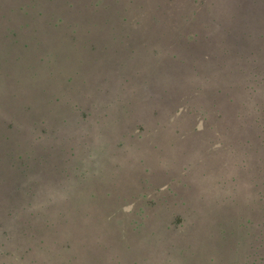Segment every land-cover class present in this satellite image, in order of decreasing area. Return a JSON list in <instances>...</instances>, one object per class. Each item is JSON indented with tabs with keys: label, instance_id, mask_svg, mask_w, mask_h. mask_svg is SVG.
<instances>
[{
	"label": "trees",
	"instance_id": "trees-1",
	"mask_svg": "<svg viewBox=\"0 0 264 264\" xmlns=\"http://www.w3.org/2000/svg\"><path fill=\"white\" fill-rule=\"evenodd\" d=\"M17 1L8 6L6 0H1L0 4V14L4 12L2 5L9 8L7 11L23 16L15 20L0 16V42L7 41L12 46L0 47V83L4 85L0 96L7 95L4 100L0 99V109L12 105L5 111L6 116L17 114L15 122L0 116V174H4V183L1 180L0 185V264H27L28 258L29 263H33L44 252L39 245L43 238H35L37 244L32 243L27 232V224L35 219L33 211L26 208L18 213L3 205L13 199L18 204L20 199H27L21 196L26 180L38 174L36 166L45 160L57 162L49 165L46 175L62 189L110 192L109 184L97 177L98 160L103 166L111 158L125 156L128 152L118 149V152H110L109 157L101 158L102 149L96 139L103 133L108 135L105 146L127 136L129 142L142 141L144 144L140 147L136 145L137 153L131 154L136 156L146 153L145 140L151 138L154 130L151 127L188 126L191 135L195 132L199 136V147L205 146L212 154H223L236 162L238 174L227 171L226 175L213 177L218 191L227 192L230 185L237 199L240 187L247 190L252 185L258 201L264 200L263 190L259 188V178H264V0H47L63 8L64 14L59 10L46 22L53 30L64 28L66 35L71 34L72 44L69 43L67 49L72 55L65 52L71 61L62 59L61 53H44L47 47L51 48L50 41L33 44L29 41L33 37L21 28L26 31L24 26L29 25L36 32L33 16L37 21L47 18V11L33 0ZM137 45L140 47L135 51ZM53 62L71 64L73 72L66 76L63 86L71 87L76 83L74 91L80 82L84 83L81 90L85 100H96L97 105L72 102V118L70 113H55L53 104L60 102V96L52 98V104L46 100L47 111L58 117L56 128L52 130L51 125L36 118L25 104L27 101L22 100L27 93L40 90L36 87V72H31L30 79L18 75L12 84L11 78L2 81L8 75L12 77L15 64L19 65L20 73L22 68L30 69L32 64L44 66ZM16 84L24 87L19 89ZM139 95L144 101L142 106L155 103L151 111L155 120L152 126L140 117L129 116L127 105L131 101L137 103ZM104 98L106 102L102 103ZM103 108L106 112L100 110ZM125 129H129L127 136ZM12 136L16 144L7 146ZM187 138L183 135V141ZM153 156H148L153 159V165L132 170L140 180L126 188L136 189L131 200L130 221L116 230L111 226L116 243L130 250L125 251L118 245L113 251L121 250L130 257V253L136 252V238L141 242L147 235L151 236L143 227L147 218L150 221L154 214H161L160 209L166 217L165 224L170 217V223L164 227L181 231L183 239L185 236L195 238L197 226L202 224L199 216L189 218L186 211L197 207L203 195L188 186L185 187L186 201L180 197L174 200L172 187L169 186V193L158 189L169 180L179 182L186 171L183 161L167 166L165 154ZM6 159L9 164L5 169L2 166L6 165ZM29 168L35 173L29 172ZM14 171L18 174L17 181L9 185L5 174ZM151 172L159 173L157 184H150L147 174ZM198 173L202 176L205 170L200 169ZM235 175L247 182L237 184ZM144 184L152 188L143 187ZM256 205L264 207L260 202ZM208 206L220 207V211L204 224L211 227L217 222L221 234L228 235L234 229V239L256 242V247L250 246L243 252V258L246 256L250 264H264V212L252 215L248 207L242 208L238 199L234 201L229 195L216 204L209 200ZM14 222L19 227L18 233L13 234ZM187 224L196 232L186 234ZM35 227L39 226L35 224ZM44 228L50 230L51 227ZM15 237L17 244L11 242ZM30 242L32 245H27ZM85 252L94 263L121 264L119 254L110 253L107 246L98 245ZM132 263L138 264V261L134 259Z\"/></svg>",
	"mask_w": 264,
	"mask_h": 264
},
{
	"label": "rangeland",
	"instance_id": "rangeland-1",
	"mask_svg": "<svg viewBox=\"0 0 264 264\" xmlns=\"http://www.w3.org/2000/svg\"><path fill=\"white\" fill-rule=\"evenodd\" d=\"M33 1L38 2L44 7L45 11H47V13H45L47 18L42 17L37 21V17L33 16L34 23L37 26V31L34 32L29 25L24 26L26 31L22 30V28L21 31L28 34L30 37H33L29 40L32 44L36 41H50L51 48L47 47V51H43L44 53H61L63 55L62 59L65 61H71L70 57L65 56L66 51L69 55H72L67 49L72 44V39L70 38L71 34L66 35L64 28L53 30L46 22L51 14H55L59 10L60 13L64 14L63 8L56 7L47 0ZM17 2V0H6V4H8V6L11 3L16 4ZM40 5H38V7H40ZM1 8L4 12H2L0 16L7 15L11 20L23 17L21 13L7 11L9 8L6 6L1 5ZM17 29H20L19 26H17ZM44 44H42L41 47H43ZM0 47L12 46L6 41L0 42ZM139 47L140 46L137 45V47H135V51H138ZM48 64L49 63H46L44 66L32 64L30 69L22 68L20 73L19 65L15 64L14 69L12 70V77L8 75L2 82L8 81L11 78L10 83L12 84L13 80H16L18 75L22 78L30 79L32 74L31 72H36V87L40 90L32 94L27 93L22 100L27 101L25 104L30 106L29 108L33 110L36 118L43 120L42 122L44 124L46 121L47 124L51 125L53 130L56 128L55 124L58 117H55L53 112L50 113L47 111L46 100L52 104V98L60 96V102L53 104L55 113H70L72 118L74 117L73 114H71L72 102L77 101L84 106L89 104L94 106L97 105L95 104L97 101L91 100L88 102L85 100L84 93L81 90V84H84L82 82L79 83L80 85L75 87L74 91L72 89L76 83H74L71 87H68L67 84L63 86L66 76L73 72L72 69L74 67L71 68V64H54V62L51 65ZM48 71H51L52 75H49ZM92 85H94V83H92ZM16 86L20 89L22 84H16ZM1 87H4V85H1L0 83V88ZM141 96L142 95H139L137 100H135L138 104L131 101L127 105L129 116L132 114L136 119H139L140 117L148 126H152L155 120L151 115V111L153 110L155 103L152 102L153 106L149 104L142 106L144 101ZM5 98H7V95L2 94L0 96L1 100H4ZM19 99L20 98L17 100ZM106 99L107 98H104L102 103H105ZM124 103L127 102L125 101ZM12 107V105H9L5 108V110L0 109V116L4 118V116H6L5 111H9ZM100 110L106 112V108ZM135 111L136 115H134ZM16 115L17 114L6 116V119L15 122ZM200 125L201 122L199 121L198 127H200ZM152 128L154 130H152L153 133L151 138L145 140V143L148 145V147H146V153L136 156L131 155L133 153H137L135 151L136 145L140 147V144L144 143L139 140H134V142L128 141L130 138L127 135L130 128L125 129L127 137H121L118 141H116V144L115 142H112L110 145L105 146L108 143V135L106 133H103L101 138L96 139V143L102 149L100 153L101 158H107L110 156V152H118L120 149L124 152H128L125 156L111 158L103 166L102 161L100 159L98 160V168H96L98 171L97 177L101 180H105L106 183L109 184L110 192L108 193L102 190H82L70 192L62 189L63 187L57 185L58 182H53L49 179V176L47 177L46 175V171L49 170V165L56 164V161L47 159L43 164L39 165V167L36 166L38 174L33 175V178L31 177V179H29V177V180H26L27 182L21 193V196L25 195L27 196V199H20L19 204L18 202L15 203L13 199V202L8 201L3 205L5 208H14L18 213L26 208H29L35 215V219L27 224L29 225L27 227V232L31 236L32 243L35 242L37 244L35 238L39 239L40 236L43 238V242L39 245L44 249V252L42 251L38 260L33 263H29L28 258L27 264H97L94 263L93 258L85 251L98 245L107 246L110 253L117 252L120 256L119 259L121 264H133L132 262L134 259L138 261V264H250V260H247L246 256L243 258V252L250 246L256 247V242L247 238L234 239V236L236 235V231L234 229H232L228 235H226V233L221 234L216 226L217 222H213L211 227L208 223L204 224V222L209 220L210 216H216V213L220 211V207L214 208L215 205L210 208L208 206V201L212 199L216 204L222 197L229 195L232 200L234 199V201H237L238 199V203L241 204L242 208L248 207L247 211L250 210L252 215H259L264 212V207L256 205V203L260 202L264 204V200L258 201V196L254 193V187L252 185H249L247 190H242L240 187L238 190L240 198L237 197V199L231 192L230 185L227 192L224 191L221 193L218 191L216 189L217 186L215 185L216 181L213 177L217 175H226L227 171L237 173L236 162L227 159L223 154H212V152H209L210 149L205 146L201 145L199 147L198 144L201 142L198 138L199 136L197 137L195 132H192L191 135L190 130H188V126L178 127L172 124V127L164 125L154 126L151 127V129ZM87 133L91 135L89 131ZM58 134V137H60V131H58ZM183 135L188 137L187 141H183ZM168 138H170V140L166 142ZM14 144L16 143L14 142V138L12 136V141L9 142L7 146H13ZM57 152L58 151H56V153ZM160 153L165 154L167 166L173 165L174 163L177 165L179 161H183L186 166V171H184L182 176H180L179 182H172L169 180L165 184L158 187V189L161 191L163 190V192L168 191L169 193V186L172 187L173 193H175L172 195L174 200H177L180 197V200H183L184 198L186 201L185 187H191L194 192L203 195V201L196 203L197 207H190L186 211L189 218L194 215L201 218L202 224L201 226H197V231L199 233L194 231V229L187 224L185 228L186 234L190 232H196L197 234L195 238H188L185 236L183 239L181 231L178 232L177 229L172 230L166 226L164 227L166 217L163 215L162 209H160V215L154 214L151 216L150 221L149 218H147L143 230H145L147 234L150 232L151 236L147 235L141 242H139L140 238H136L134 245H137V248L135 253H130L132 257L118 249L113 251V248L120 244L116 243V238L113 237L114 234L111 230V226L115 227V230L122 228V226L126 225L128 221H130L132 216L133 205L131 204V200L136 189L128 190L126 188L140 180L139 176L134 174L132 170H135L134 167L140 168L147 164L153 165V159L151 157L148 158V156H153L154 154L160 155ZM153 157L157 158V156ZM129 158L134 161L132 162ZM7 161L8 160L6 159V165L2 166L5 169L9 164ZM149 161H152V163ZM212 162H214V164L211 166V169H209ZM200 169L205 170V173L202 176H199L198 173ZM28 171L32 174L35 173L31 170V168H29ZM235 176L237 178V184L247 182L246 180H241L240 177L238 178L237 175ZM5 177L7 178V184L12 185L15 180L17 181L18 174L15 171L7 172ZM158 177L159 173L153 174L151 172L147 174L150 184H157L156 179ZM171 178L172 177H169L168 179ZM1 180H4V174H0V185ZM21 182L23 181L21 180ZM183 182H185V185H183ZM143 187L152 188L146 185ZM166 187L168 189H166ZM259 188H261L264 193L263 177L259 178ZM31 190L32 192H30ZM240 212L244 213V211ZM53 214H55V216ZM169 218L166 224L170 223ZM231 218L234 220L235 215L231 216ZM35 224L39 227L36 228ZM46 226H50V230L44 228ZM18 227V223L14 222L13 234L15 232L18 233ZM206 229L207 233H203ZM190 239L191 241L189 245ZM16 241L17 237L13 238V241L11 242L13 244H17L18 242ZM127 241L128 242H126V244L129 243V240ZM32 243L30 242L27 245H32ZM52 244H54V248H52ZM33 258L34 254L32 259Z\"/></svg>",
	"mask_w": 264,
	"mask_h": 264
}]
</instances>
